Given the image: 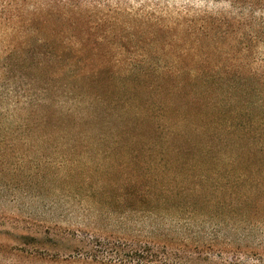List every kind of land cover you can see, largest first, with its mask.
Here are the masks:
<instances>
[{
	"label": "rangeland",
	"instance_id": "374dc122",
	"mask_svg": "<svg viewBox=\"0 0 264 264\" xmlns=\"http://www.w3.org/2000/svg\"><path fill=\"white\" fill-rule=\"evenodd\" d=\"M248 18L240 45L200 31ZM247 78L264 0H0V264H88L64 256L85 234L264 263V94L228 83Z\"/></svg>",
	"mask_w": 264,
	"mask_h": 264
},
{
	"label": "trees",
	"instance_id": "16d2710c",
	"mask_svg": "<svg viewBox=\"0 0 264 264\" xmlns=\"http://www.w3.org/2000/svg\"><path fill=\"white\" fill-rule=\"evenodd\" d=\"M259 3L253 1H239L233 2V5L236 9H240L241 11L254 13L255 9ZM251 18L246 19V21L241 22V20L234 19H204L203 27L200 29L203 34H211L214 33L218 35L220 39L224 41H228V43L236 42V45H240V41L242 42V32L248 24H245ZM250 41H253V38L250 37ZM79 75L76 74V77ZM75 77V76H74ZM94 77V76H91ZM245 81H234L228 83H234L237 85L242 91L245 89L244 93L247 92L251 96L262 95L264 94V80L262 79H244ZM76 83L85 84V89L89 86L87 85H98L100 84L99 79L89 80L88 78L80 77L75 80ZM125 82L121 85L123 89H126L128 85H124ZM129 88V87H128ZM84 93V90L83 92ZM101 98L97 97V101ZM120 100L115 103V107L112 109H102L101 111H92L90 112V117L97 123L104 121L107 117H111L116 113V107L120 104ZM121 107V106H120ZM128 108V107H127ZM126 110V109H125ZM130 111V109H127ZM126 112V111H125ZM120 116V115H118ZM124 128H128V126L124 125ZM125 179L121 182L116 181V183L110 182L114 186H118L115 189L117 192L121 193L119 195V199L121 202H129V199L132 196L131 187L133 180L138 179L139 177H128L126 174L124 175ZM125 184V185H124ZM120 186H124L120 189ZM114 189V188H113ZM109 189V190H113ZM148 193V192H147ZM248 197H246L247 199ZM118 199V198H117ZM117 199L115 201H117ZM251 213H246V215ZM255 214V213H252ZM245 215V216H246ZM248 222V221H245ZM250 225V223H247ZM246 225V224H245ZM110 238H96L90 235H82L80 238L76 236H72V239H69V243H73L74 247H72L71 251L65 254V258L73 257L82 258L83 261H89L88 264H196L198 262L204 264H217L216 262H212L213 259L204 256L205 249H211L213 247L208 248H190L188 246H183L182 248L177 249V259L178 263H174L171 261V257H174L172 251L167 248L158 249V246L154 244H150L146 241L139 240H129L124 238L109 236ZM103 239V240H102ZM56 244L58 240L54 241ZM194 253L192 258L190 255H186L187 253ZM258 254H256L257 256ZM183 256V258H182ZM64 258V260H66ZM182 260V263H181ZM228 264H234V260H228ZM262 262V263H261ZM260 264H264L263 261L260 260Z\"/></svg>",
	"mask_w": 264,
	"mask_h": 264
}]
</instances>
